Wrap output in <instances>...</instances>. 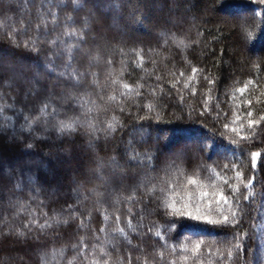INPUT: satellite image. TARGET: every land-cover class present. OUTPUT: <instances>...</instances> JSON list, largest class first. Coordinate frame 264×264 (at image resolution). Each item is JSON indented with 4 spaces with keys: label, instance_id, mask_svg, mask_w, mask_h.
Segmentation results:
<instances>
[{
    "label": "trees",
    "instance_id": "16d2710c",
    "mask_svg": "<svg viewBox=\"0 0 264 264\" xmlns=\"http://www.w3.org/2000/svg\"><path fill=\"white\" fill-rule=\"evenodd\" d=\"M0 52L28 66L13 68L17 81L0 67V128L12 136L8 143L0 136L1 153L24 149L38 165L59 152L80 161L82 171L66 181L68 197L58 205L75 217L81 264H91L101 246L119 264H264V121L247 127L249 111L251 119L264 116V0H0ZM73 68L84 73L74 86L67 76ZM36 100L53 104L55 113L18 130L7 113ZM68 120L76 121L73 128L60 131ZM182 134L190 140L179 147ZM36 172L8 163L0 192L28 203ZM189 177L206 186L213 218L237 210L235 221L193 227L197 222L170 215L163 207L170 197H196ZM217 190L229 200L220 213ZM11 228L0 229L8 235H0V264H26L24 250L50 240L11 243ZM200 241L197 256L182 250ZM237 242L239 252L227 259Z\"/></svg>",
    "mask_w": 264,
    "mask_h": 264
},
{
    "label": "rangeland",
    "instance_id": "374dc122",
    "mask_svg": "<svg viewBox=\"0 0 264 264\" xmlns=\"http://www.w3.org/2000/svg\"><path fill=\"white\" fill-rule=\"evenodd\" d=\"M94 6H96V4H94ZM13 61H15V59L10 53L0 52V67L5 69V73L13 76L14 81H17L20 77L18 71L14 69L24 71L27 70L28 66H25L26 64H22V62ZM11 62L15 67L8 65ZM44 79H48L47 76H44ZM68 81L70 84H73V86L76 85L73 83V80L68 79ZM58 82L61 83L62 81L58 80ZM52 83L58 84L57 81H52ZM3 86L12 87L11 84H6V82H3ZM26 92L27 94H32L30 91ZM45 103L46 102H41V100H36L34 103H26V101H24L21 107L15 109L13 114H7L11 117L10 119L15 127L20 126L18 130H22L23 128L26 129V125L29 126V122H31L29 127L35 129L40 122L51 117L57 109L53 104L47 103L49 107H47L42 114L40 109ZM26 117L28 118L27 120ZM12 122L9 126L13 125ZM32 135L33 137H39L36 133ZM183 135L184 134L181 135L178 141L179 144H177V146L179 147L184 146L185 142L190 140L186 135ZM0 136L6 143H8L12 137L11 134H4L3 130L0 132ZM155 137H158V135H155ZM37 139H42V137ZM166 150L169 155H172V150L168 148ZM21 151L22 152L18 155H14L3 154L0 150V172H4L8 163L19 166L22 174L24 170L35 168L38 174L36 175L35 186L31 188L33 194L29 196V202L22 205L17 202L15 195L0 192V229L4 226L8 227V224L14 227L10 229V231H14V234L10 237L12 239L11 243L14 241L23 242L25 238L29 237H35L37 241L40 237L48 240L50 239L49 242L42 244L38 243L35 247L24 250L25 254L28 256V260L22 259V261L26 264H31V262H35V264H68V260L73 257H77L76 261L80 259L79 264H81V257L78 255V252L81 250L83 251L84 245L82 246L77 239L78 229L76 227H71V224L74 222L72 217L74 216L71 210L62 205H58V202H62L64 199V195H67L64 189H62L64 185H66V181L71 182V180H73V175H79L82 171L78 157L72 152H59L46 156L49 158L47 161L48 163L38 165L34 160H28L26 158L27 152L24 151V149H21ZM73 194L74 192L71 190L70 195ZM7 213L10 214L8 215ZM53 216L63 217L67 219L68 222L54 224L52 227L41 229L40 225L45 224L46 221H50ZM65 231H69V233H67L68 235H65L66 238H69L64 240V244L59 245L60 241L62 242L63 240L58 241V239L61 238L60 235L62 236V234H65ZM6 233L7 229H3L0 235L5 234L8 236ZM75 264H77V262Z\"/></svg>",
    "mask_w": 264,
    "mask_h": 264
},
{
    "label": "snow or ice",
    "instance_id": "6c2138e0",
    "mask_svg": "<svg viewBox=\"0 0 264 264\" xmlns=\"http://www.w3.org/2000/svg\"><path fill=\"white\" fill-rule=\"evenodd\" d=\"M74 3L77 2V0H73ZM70 19V17H69ZM72 35H76V33H71ZM68 56L69 59L72 58V48L71 46L68 49ZM55 66L53 65V68ZM66 68L71 67L70 64H66L65 65ZM193 72H196L195 69H193ZM60 75H65V73H60ZM84 73H80L77 72V70L75 68L72 69V71L70 73H67V76L69 79L73 80V83L78 85L80 83V80L82 79ZM183 75V74H182ZM116 81H113V83H115ZM123 87L125 89H127L129 86L128 84H124ZM185 87L187 88L188 85L185 84ZM31 91V89H30ZM237 91L243 92L244 89H238ZM80 99V98H78ZM250 103V102H247ZM49 107V105L47 103L44 104V106L40 109V112L43 114L44 110ZM149 108H151V105H149ZM0 110H2V106H0ZM249 119L247 120V127L249 129H253L256 125H258L261 121H264V116H262L260 118V120H255V119H251V117L253 116V113L251 111H249L247 113ZM28 118L26 117V120ZM239 117L236 118V120H238ZM236 120H233V123H236ZM116 118L113 117L112 121L109 122L108 124V129H112L114 127V124L116 123ZM76 123V121L74 120H68V121H60L59 122V130L60 131H67V130H71L73 128V124ZM31 122H29V126H30ZM225 127L227 128V125H225ZM241 127H243V125H241ZM233 131H237L236 129H232ZM238 134V132H237ZM243 138V137H242ZM28 147H31V145H28ZM253 159L256 158V153H253ZM237 178L240 177V173L237 172L236 173ZM248 184H252V181L249 180ZM248 184L245 185V187L248 186ZM187 185H194L197 188V195L196 197H193L191 192H186L185 197L182 198L181 201H177L175 198L170 197L168 200H166L163 204V207L165 209L168 210L170 215L173 216H181V217H186L192 221L197 222V224L193 225V227H196L199 225V223H205V224H226L230 222V219L232 221H235L236 217H237V210H230V215H223L222 219H215L212 216L211 213V207H212V202H207V198L209 197V192L207 190H205L206 186L203 184H200L198 182L197 179H194L192 177H189L187 179ZM187 185H185V188H187ZM147 193L149 195H152L155 191V185H153L152 188H149L146 190ZM234 191H238V189L234 188ZM212 195L215 197V204L217 206L216 211L217 213H220L221 209H220V205L221 202H223L224 204H228L229 200L228 198L225 196V194L223 193V191L221 190H217L214 193H212ZM252 193L249 192V194L247 196H244V199H248L249 196H251ZM134 197H129L128 199H133ZM207 202V203H206ZM73 219L75 217H72ZM119 220V218H117ZM105 220H108V216H105ZM68 220L64 219L63 217H59V216H53L51 217L50 221H46L45 224L40 225L41 229H46L49 227H52L54 224H61V223H67ZM79 227H83L86 228L87 225L84 222H81V224L79 225ZM127 227L129 229L134 230V225L132 224H128ZM103 231V229H101ZM169 231L171 230V227H169L168 229ZM114 232H116L119 236H125V229L124 228H115L113 229ZM154 235L156 237H160L161 233L160 230L157 228L154 232ZM85 238L82 237L81 238V242H83ZM130 242V241H129ZM108 243H118V241H115L113 239H110L108 241ZM202 241L195 243L191 249H189L187 246H183V251L185 253L187 252H191L192 256L195 257L198 255L199 250L201 248L202 245ZM240 249V244L239 242L235 243L231 248L227 249V259H232L234 256V253H238ZM94 251L97 253L96 257L93 258L91 264H119V257H116L114 259H112V254L103 246L99 247L98 249L94 248ZM84 253L81 251L78 252V255H83ZM105 257H109L108 259H105ZM189 259V257L187 255H185L183 257V260L187 261ZM77 260V257H73L72 259L68 260V264H74V261Z\"/></svg>",
    "mask_w": 264,
    "mask_h": 264
}]
</instances>
